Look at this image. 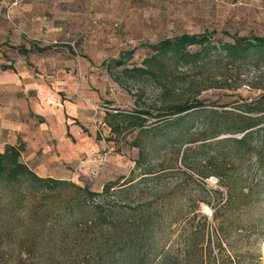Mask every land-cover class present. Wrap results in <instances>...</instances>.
Instances as JSON below:
<instances>
[{"label": "rangeland", "instance_id": "rangeland-1", "mask_svg": "<svg viewBox=\"0 0 264 264\" xmlns=\"http://www.w3.org/2000/svg\"><path fill=\"white\" fill-rule=\"evenodd\" d=\"M55 1L58 6L66 5L64 1ZM40 5L41 0H0V76L3 64L34 68L33 57L27 55L25 60L19 59L9 43L18 38L39 42L38 37L25 34L19 7L40 11ZM210 32L215 33L214 39L223 41H231L224 32L239 36L263 35L264 0H85V93L63 95L84 103L85 108H80L78 115L85 123L89 144L85 158L67 166V171L78 172V175L73 177L67 172L71 176L61 179L100 193L109 182L120 185L127 178H134L130 189L110 198L116 211L111 212L109 208L101 211L122 227L150 214L154 222L151 225L155 237L153 246L158 250L156 261L163 255L164 264H264V201L252 211L253 217H257L260 210L261 219L257 218L250 228L231 231L220 238L222 249L218 247L211 210L201 204L195 211L193 225L202 222L201 212L208 217L206 230L190 240L192 254L187 262L183 260L184 227L193 216L190 205L202 197L203 189L207 192L219 186L216 177L202 179L181 161L184 148H193L199 143H186L190 138L208 136L220 123L219 114L209 113L210 109L218 113L237 112L238 103L249 101L264 90V62L251 58L239 68L228 71L223 57L213 54L195 65L176 68L170 64L166 67L171 77L161 88L150 79L131 78L122 74L120 67L103 64L122 53L132 52L128 66H139L152 54L147 45L184 33ZM52 45L60 46L57 62L52 63L54 68L59 72L71 70L70 55L63 49L66 45ZM71 47L79 50L75 43ZM223 74L230 78L224 80ZM3 96L6 95L0 90V98ZM195 98L204 101L205 109L187 114L175 130L165 127L142 132L121 129L113 133L105 118L106 113L113 110L128 113L147 109L156 114L166 105ZM113 120L108 118L110 122ZM152 121L154 119L148 123ZM227 136L230 135L219 137ZM137 137L142 142L140 148L133 145ZM140 149H143L142 164L157 169L173 167V172L166 170L158 177L139 180L135 160ZM196 155L194 150L188 153L187 163H195ZM181 170L193 179L186 178ZM62 194L72 198L67 202L54 198L42 212L38 209L30 213L33 205L25 200L0 204V264H82V260L85 261V252L90 248L87 239L93 231L100 233L89 227V222L98 217L100 210L85 207V201L77 200L78 193L72 188H66ZM93 201L96 203L99 199ZM238 222L232 220L234 225ZM102 229V234L106 235L113 230L109 224Z\"/></svg>", "mask_w": 264, "mask_h": 264}, {"label": "trees", "instance_id": "trees-1", "mask_svg": "<svg viewBox=\"0 0 264 264\" xmlns=\"http://www.w3.org/2000/svg\"><path fill=\"white\" fill-rule=\"evenodd\" d=\"M214 34V32L184 33L147 45L152 50V54L145 57L139 66H128L132 52L122 53L117 59L105 61L103 64L111 63L115 68L120 67V72L131 78L150 79L161 88L163 82L171 77L166 67L170 64L176 68L180 65H195L210 59L213 54L223 57L228 71L239 68L251 58L264 62V34L239 36L224 32L223 34L231 38V41L214 39ZM11 47L24 55L46 50L36 45H32L29 49L24 46ZM1 69H13V67L1 65ZM222 78L227 80L230 77L223 74ZM205 107L204 101L195 98L166 105L156 114L147 109H135L128 113L113 110L115 113L107 112L105 118L113 133L121 129H137L142 132L146 129L158 130L165 127L175 130L183 123L187 114L203 110ZM236 109L237 112L224 110L220 113L210 109L209 113L219 114L220 123L208 136L190 138L186 143H199L193 148L185 147L183 150L181 161L184 165L190 167L202 179L216 177L219 186L207 192L203 189L202 197L190 205L193 216L187 219L184 227L186 243L183 260L185 262L192 254L190 240L197 234L203 235L206 230L208 217L201 212L199 214L202 222L200 225H197L198 223L193 225L195 211L200 209L201 204L211 210L210 218L219 239V249H222L220 238L228 236L231 231L238 232L250 228L257 218L262 217L260 210L257 212V217H253L252 211L259 208L264 201V90L253 99L238 103ZM110 117L114 119L111 122L108 121ZM151 119L154 121L148 123ZM223 134L230 136L219 137ZM141 143L140 137L133 141V145L137 148L141 147ZM22 150L20 144L5 145L0 150V204H14L25 200L33 205L30 206V213L38 209L42 212L45 205L54 198L59 197L67 202L72 197H64L62 192L66 188H72L78 193L75 198L85 201V207L100 210L98 217L89 222V227L93 230L98 229L100 233L93 231L87 239L90 248L85 252V261L82 260V264H164L163 255H159L158 260H155L158 250L153 246L155 237L151 225L154 222L150 214L143 215L139 220L122 227L119 224L115 225L116 223L110 221L101 211L103 208H109L111 212L116 211L114 201L110 198L130 189L134 178H127L120 185L109 182L103 185L100 193H97L90 191L86 186L81 187L64 179L39 176L21 160ZM193 150L197 154L195 158L197 161L189 164L186 159L188 153ZM142 161L143 149H140L135 160V170L140 171L139 180L158 177L166 170L173 172L171 169L173 167L157 169L153 165L142 164ZM180 172L186 178L193 179L186 171ZM94 199L99 201L95 203ZM37 203L41 205L37 206ZM244 216L245 219L242 218ZM234 219L239 220L237 225L232 223ZM108 224L113 230L109 235L102 234L103 226ZM200 260L202 263V255ZM227 261L232 263L229 258Z\"/></svg>", "mask_w": 264, "mask_h": 264}, {"label": "crops", "instance_id": "crops-1", "mask_svg": "<svg viewBox=\"0 0 264 264\" xmlns=\"http://www.w3.org/2000/svg\"><path fill=\"white\" fill-rule=\"evenodd\" d=\"M58 1H64L65 7L56 5L55 0H41L40 11L19 7L25 34L38 37L39 42L18 38L9 44L46 50L28 54L33 57L32 70L13 64V69L2 71L0 90L6 96L0 98V150L20 144L21 160L36 174L61 179L78 175L67 171V166L85 158L89 135L78 115L84 103L63 95L85 93V0ZM54 41L66 45L63 49L70 55L71 70L59 72L52 65L60 48L52 45ZM73 43L78 51L71 47ZM18 55L23 60L27 57Z\"/></svg>", "mask_w": 264, "mask_h": 264}, {"label": "built area", "instance_id": "built-area-1", "mask_svg": "<svg viewBox=\"0 0 264 264\" xmlns=\"http://www.w3.org/2000/svg\"><path fill=\"white\" fill-rule=\"evenodd\" d=\"M52 44H58V42L57 41H54V42H52Z\"/></svg>", "mask_w": 264, "mask_h": 264}]
</instances>
